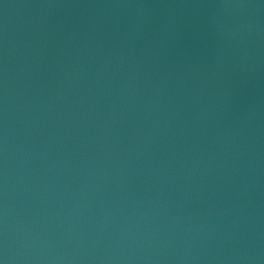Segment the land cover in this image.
Masks as SVG:
<instances>
[{"label": "water", "instance_id": "obj_1", "mask_svg": "<svg viewBox=\"0 0 264 264\" xmlns=\"http://www.w3.org/2000/svg\"><path fill=\"white\" fill-rule=\"evenodd\" d=\"M0 264H264V0H0Z\"/></svg>", "mask_w": 264, "mask_h": 264}]
</instances>
